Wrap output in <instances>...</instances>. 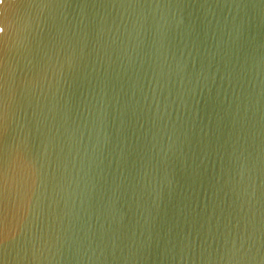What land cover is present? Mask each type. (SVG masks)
<instances>
[{
  "label": "water",
  "instance_id": "1",
  "mask_svg": "<svg viewBox=\"0 0 264 264\" xmlns=\"http://www.w3.org/2000/svg\"><path fill=\"white\" fill-rule=\"evenodd\" d=\"M0 264H264V0H0Z\"/></svg>",
  "mask_w": 264,
  "mask_h": 264
},
{
  "label": "snow or ice",
  "instance_id": "2",
  "mask_svg": "<svg viewBox=\"0 0 264 264\" xmlns=\"http://www.w3.org/2000/svg\"><path fill=\"white\" fill-rule=\"evenodd\" d=\"M3 31V29H0V32H2Z\"/></svg>",
  "mask_w": 264,
  "mask_h": 264
}]
</instances>
